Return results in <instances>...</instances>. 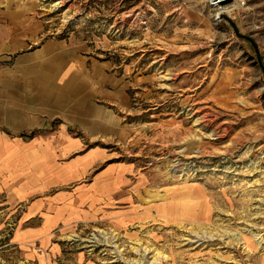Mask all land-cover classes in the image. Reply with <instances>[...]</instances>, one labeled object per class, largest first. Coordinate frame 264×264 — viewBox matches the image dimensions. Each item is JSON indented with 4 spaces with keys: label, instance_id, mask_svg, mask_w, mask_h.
Returning <instances> with one entry per match:
<instances>
[{
    "label": "rangeland",
    "instance_id": "1",
    "mask_svg": "<svg viewBox=\"0 0 264 264\" xmlns=\"http://www.w3.org/2000/svg\"><path fill=\"white\" fill-rule=\"evenodd\" d=\"M243 1L0 0L32 17L31 47L66 45L76 111L110 126L42 131L80 141L67 165L100 154L12 198L0 264H264V0ZM28 207H52L49 231Z\"/></svg>",
    "mask_w": 264,
    "mask_h": 264
},
{
    "label": "crops",
    "instance_id": "2",
    "mask_svg": "<svg viewBox=\"0 0 264 264\" xmlns=\"http://www.w3.org/2000/svg\"><path fill=\"white\" fill-rule=\"evenodd\" d=\"M31 18L25 13L0 12V229L6 226L3 213L13 205V197L18 199L23 193L47 195L52 185L66 184L69 166L98 159L99 151L92 148L67 165L68 153H75L80 141L68 140L64 128L54 136L42 131L56 122L66 126L67 122L81 121L93 132L110 130L108 115H96L91 123V116L82 118L76 111L83 101L74 93L76 84L68 78L77 72V63L72 55L68 57L61 41L31 47ZM84 87L82 82L77 90ZM68 91L72 92L70 96ZM28 209L31 214L27 220L37 215L44 220L40 228L32 226L39 230L35 233L49 231L53 219L50 214L46 219L44 213H50L52 207Z\"/></svg>",
    "mask_w": 264,
    "mask_h": 264
},
{
    "label": "built area",
    "instance_id": "3",
    "mask_svg": "<svg viewBox=\"0 0 264 264\" xmlns=\"http://www.w3.org/2000/svg\"><path fill=\"white\" fill-rule=\"evenodd\" d=\"M221 0H209V4L212 8H214L216 12V17L221 18L227 13L229 14L231 11H234L236 7L240 5V3H244L243 0H234L232 3L221 5Z\"/></svg>",
    "mask_w": 264,
    "mask_h": 264
},
{
    "label": "water",
    "instance_id": "4",
    "mask_svg": "<svg viewBox=\"0 0 264 264\" xmlns=\"http://www.w3.org/2000/svg\"><path fill=\"white\" fill-rule=\"evenodd\" d=\"M234 0H221L220 1V4L221 5H226V4H229V3H232ZM238 7H236L235 9H237ZM235 11V10H234ZM234 11H231L230 13L234 12ZM229 13V14H230ZM227 16V13L224 15V17Z\"/></svg>",
    "mask_w": 264,
    "mask_h": 264
}]
</instances>
